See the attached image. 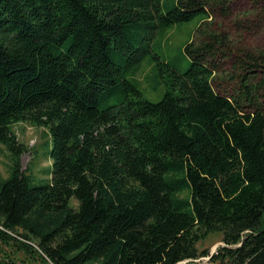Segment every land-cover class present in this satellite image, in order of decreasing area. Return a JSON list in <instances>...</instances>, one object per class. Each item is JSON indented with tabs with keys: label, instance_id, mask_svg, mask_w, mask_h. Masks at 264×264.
Returning a JSON list of instances; mask_svg holds the SVG:
<instances>
[{
	"label": "trees",
	"instance_id": "1",
	"mask_svg": "<svg viewBox=\"0 0 264 264\" xmlns=\"http://www.w3.org/2000/svg\"><path fill=\"white\" fill-rule=\"evenodd\" d=\"M230 4L0 0V143L13 159L0 245L22 264H264V54H235L224 32L188 43L184 72L154 53L159 32ZM149 55L168 75L158 101L127 77ZM21 121L49 130V183L21 170ZM213 232L224 245L200 250Z\"/></svg>",
	"mask_w": 264,
	"mask_h": 264
},
{
	"label": "rangeland",
	"instance_id": "2",
	"mask_svg": "<svg viewBox=\"0 0 264 264\" xmlns=\"http://www.w3.org/2000/svg\"><path fill=\"white\" fill-rule=\"evenodd\" d=\"M222 13L221 8H218L209 19H201V16H197L191 21L173 24L159 32L154 40V53H157L162 61L171 64L180 72H184L191 63L185 52V46L191 42L206 40V32H224L229 36L230 47L235 54L243 55L242 53L245 51H250L255 55L264 54L263 8L257 6L252 0H231L229 14ZM231 62L232 60L226 67ZM127 77L134 80L143 96L151 101L160 100L167 89L165 81L168 79V75H156L151 55L145 58L135 74L131 73ZM227 78L225 75L220 77L219 84L227 86ZM12 130L16 134L18 142L26 147L20 158L21 170L30 174L35 183H49L52 177L50 156L52 141L48 128L21 121L13 124ZM12 165L11 152L4 144L0 143V177H8ZM187 194L188 192L183 193V195ZM76 204L77 202L73 198L71 206L76 207ZM222 238L223 235L220 232L210 233L205 240L199 243L198 247L200 250L209 249L214 252L218 246L224 245ZM7 254L21 264L26 258L23 252H17L7 245H0V258ZM196 264H210V262L208 258L199 257L196 259Z\"/></svg>",
	"mask_w": 264,
	"mask_h": 264
},
{
	"label": "built area",
	"instance_id": "3",
	"mask_svg": "<svg viewBox=\"0 0 264 264\" xmlns=\"http://www.w3.org/2000/svg\"><path fill=\"white\" fill-rule=\"evenodd\" d=\"M204 258H205V259L208 258V260H209V257H204Z\"/></svg>",
	"mask_w": 264,
	"mask_h": 264
}]
</instances>
